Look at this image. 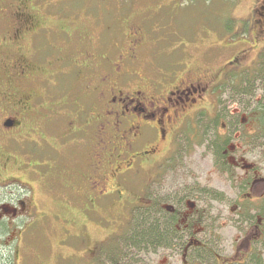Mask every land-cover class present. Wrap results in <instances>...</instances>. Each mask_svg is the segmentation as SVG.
I'll use <instances>...</instances> for the list:
<instances>
[{"label":"rangeland","instance_id":"374dc122","mask_svg":"<svg viewBox=\"0 0 264 264\" xmlns=\"http://www.w3.org/2000/svg\"><path fill=\"white\" fill-rule=\"evenodd\" d=\"M17 3L18 0H0V42L2 44L4 40L1 41V36L5 33L9 34L14 21H17L14 16ZM24 5L31 14L38 17L39 21L34 30L24 33L25 38L20 46L23 53L30 56L41 69L28 76L22 83L17 82L15 88L21 93L30 92L35 96L34 102L37 105H32L35 103H32L30 99L33 110L38 105L43 106L42 110L38 109L40 114L37 115L38 110H34L31 113L35 114L31 117L38 119L43 113L57 116L63 120V126L45 128L36 125L40 127L35 133L31 132L30 136H26L40 145H43L41 139L43 137L57 148L54 150L56 159L51 164L53 167L55 163L56 167L54 166L50 173L48 172L49 174L44 175V171L41 172L40 169L48 167L43 164L45 159L52 161L51 153L43 152L42 154L37 153L35 157L30 156L35 166L29 168L27 164L25 165L29 160L24 152L14 151L13 154L9 152L12 155H7L0 147V179L9 177L16 200H25L27 204H33L34 208L33 215L14 218V227H21L14 235H12L14 230L9 231L7 235L1 234L0 264H74V260H68L64 256L69 257V253H73V250L80 246L78 237L82 231L87 230L92 238H106L108 244L117 234L119 235L117 225L122 224L127 218L123 215L119 221L118 214L115 216V213L120 211L121 204L108 201V207L101 212L106 218L104 220L106 223L102 224L101 219L85 218L78 215L77 211L72 212L71 210L75 208L74 202H69L67 193L54 189L56 187L54 183L60 181L62 175L63 179L74 184L76 171L81 170L82 167L86 168L92 162L94 166L97 161L96 153L100 149L103 151L98 156V158L101 157L98 161L101 162L104 174L106 173L107 176L105 184L111 189L115 182L121 183L120 189L124 192L122 196L126 200L132 202L139 200L138 196L143 194L141 200L146 202V191L142 185L150 186L149 177L154 170L148 160L141 166V173L138 177L140 179L121 176L117 181L115 176H111L116 171L118 162L116 159L118 151L112 150L110 145V142L118 143L116 131L105 126L104 132L100 134L97 133L100 125L95 124L93 134L89 137V143H86V148L83 150L74 145L65 149L60 146L61 130L69 127L68 117L64 113H72V108L67 105L75 99L71 96L74 87H83L88 84V80L91 86H96L98 82L94 81L93 77L97 80L102 72L108 71L107 66L114 62L121 64L124 71L136 70L143 79V90L147 94H154L155 98L162 93L164 96L168 86H173L182 80L190 82L201 80L204 86V96L201 93V96L196 97L195 102L185 110L191 113L203 106L208 109V112H213L215 118L211 124L208 123L207 118L199 123L200 129H203L205 124L206 127L210 126L212 136L222 132L223 115L236 111L240 114L237 116V119H240L239 129L242 127L244 134L254 131L253 136L256 137V141L252 143L254 154L263 160L264 112L263 107L261 109L259 107L264 103V85L260 81H253L254 87L250 90L252 95H242L245 97L241 99V95L234 94L241 88L236 89L230 83L226 86L225 83L217 90L212 83L223 79V68L229 59L240 50H244L245 53L241 58V62L245 65L244 75L248 72L245 67L252 66L254 61H257L259 50L264 46V0H27ZM224 18L229 22V28L225 25L227 22L223 20ZM254 18L259 19L260 22L254 21ZM244 25L247 28L240 29ZM133 37L136 38V43L132 44V49H128ZM255 38L257 41L253 44L252 41ZM13 51L11 46L3 49L7 60L12 57ZM85 51L94 53L92 57L95 61L99 54H105L108 58L107 66L102 64L97 67L92 77L84 80L74 79L73 63L84 60ZM131 51L135 59L125 61L127 53ZM118 55L121 57L119 58ZM62 56L65 61L59 64L57 59ZM156 79L160 80L161 85L157 86L158 91H162L161 93L152 92L151 80ZM1 81L3 84L0 89L5 83V79L0 74ZM137 81V78L133 79V82ZM241 87H244V83ZM59 93L67 98H62ZM63 101L64 105L61 103ZM178 104V102L173 104L177 115L167 112L176 125L183 116V111L179 109ZM4 107L9 106L3 103ZM170 109L172 110L171 107ZM243 119L244 124L241 122ZM149 123L152 124L153 121ZM187 123L192 122L185 121V126ZM183 128L184 126L176 132L173 142H170V129L167 130L165 138L158 137L156 133L151 135L142 132L140 139L132 145L129 156L139 152L143 145L155 144L156 158L162 157L164 153L171 156V160L166 162L167 168L162 167L157 170V172H162L159 175V182L167 183V185L185 183L191 191L190 194H194V188L201 187L203 184L208 188L222 190L224 195L220 196L219 200L212 202L206 200V203H211L210 208H214V213L217 212L226 217L229 215L228 210L235 206L233 205L234 188L229 182L231 179H228L227 174L217 170L205 146H195L190 153L186 154L188 141L184 139L186 133L182 130ZM192 134L193 132L190 135ZM101 139L103 142L100 143ZM0 140H3L1 134ZM239 141L240 139L237 140ZM236 147L239 148L238 145ZM60 155L61 162H58ZM234 159L228 158L229 162H235ZM63 163H65V169L61 174ZM172 164L175 166L172 167ZM75 186L84 191L88 187L87 184L82 183ZM161 187L164 188L162 185ZM90 191L91 188L88 192ZM86 197H89V193ZM76 198L81 199L77 196ZM90 200H93V197ZM0 213V219H2L3 211L0 210ZM146 218L148 221L151 220L147 216ZM145 221L140 218V228L149 227L150 223ZM79 225L85 226L84 230ZM0 229L5 230V224H1ZM17 231L21 232L19 236ZM220 233L221 238L223 237V245L229 250L230 245L235 244L234 240L239 234L238 230L232 224L222 222ZM118 239L119 237L115 241L116 245L120 242ZM7 240H9L8 244L5 243ZM124 251L131 255L130 252L133 250L124 247ZM80 253H82L81 247L78 255ZM94 253V248H92L87 259L90 260ZM150 256L153 258L151 264L168 260L165 250H160L159 254Z\"/></svg>","mask_w":264,"mask_h":264},{"label":"flooded vegetation","instance_id":"af4514ba","mask_svg":"<svg viewBox=\"0 0 264 264\" xmlns=\"http://www.w3.org/2000/svg\"><path fill=\"white\" fill-rule=\"evenodd\" d=\"M25 2L27 0H18L14 12L17 21H14L9 34L5 33L1 36V41H4L3 44L0 42V74L5 79V83L0 89V134L3 137V140H0V147L7 155H12L14 151L24 152L25 157L29 160L25 165L27 164L29 168L35 166L34 162H31L30 156L35 157L37 153L42 154L43 152L51 153L52 161L45 159L43 164L48 165V167L40 169L41 172L44 171L45 175L49 174L55 166V163L53 167H51V164L56 159L54 150H57V148L49 144L43 137L41 138L43 145H40L26 136H30L31 132L35 133L36 129L40 127L36 125L45 128L60 127L63 120H60L57 116L45 115V113L38 119L34 116L31 117L35 114L31 112L38 109L42 110L43 106L38 105L33 110L30 99L33 103L35 96L30 92L21 93L15 88L17 82L22 83L28 76L41 69L30 56L23 53L20 46L21 41L25 38L24 33L34 30L39 21L36 15L31 14L25 8ZM135 43L136 38L133 37L128 49H132V44ZM7 46H11L14 50L12 57H9L8 60L3 54V49ZM93 54L85 51L84 60L74 61V79L84 80L87 77H92L97 67L102 64L107 66L108 58L105 54H99L97 61L93 59ZM244 54V50L236 53L239 61ZM118 57L120 58L121 55H118ZM134 59L133 51L127 53L125 61ZM64 61V56L57 59L59 64ZM236 62H238L237 59ZM236 62L231 60L228 63L234 64L232 66L236 71L244 69L245 65L243 63L239 62L237 64ZM107 67L108 71L102 72L97 80H95L96 77L92 78L98 82L97 87L91 86L89 80L87 81L88 84L83 86L85 89L81 86L74 87L71 96L75 99L67 105V107L72 108H70L72 113H64L68 117L69 127L61 130L60 146L65 149L70 145H74L83 150L86 148V143H89V137L93 134L95 124L100 125V129H98V132L96 131L100 134L104 132V127L107 126V128L116 131L118 134V136L116 135L118 143L110 142L111 149L118 151L116 156V159H118L117 168L111 176H115L117 181L121 176L138 178L142 164L148 160L151 163L150 166L154 169L149 177L151 187L148 184L146 186L142 185L146 191V202L141 200L143 195L141 193L138 196L139 200L133 202L126 200L122 196L124 192L120 189L121 183L115 182L113 188L110 189L105 184L107 176L106 173L104 174L101 162L98 161L101 158H98V156L103 151V149H100L96 153L97 161H95L94 166L92 162L86 168L82 167L81 170L76 171L74 184L66 181L67 179H63L64 176L62 175L60 181L54 183L56 187L53 185L56 191L67 193L66 196L70 203L74 202L75 208L71 211H77L78 215H82L81 217L101 219L103 224L106 223L104 221L106 218L103 217L101 212L108 207V201H115L122 206L120 211L115 213V216L118 214L119 221L121 216H127L122 224L117 225V233L125 230V222L129 217L142 215L143 212L149 213L154 219H160L162 222L165 220V226L170 228L167 240L152 244L150 249L149 246H142L138 250L131 251L132 256L121 253L117 255L119 257L116 264H151L153 258L150 255H157L160 250H165L168 260L163 263L157 261L154 264H264V154L262 156L263 160H260L259 156L254 154V145L252 144L254 140L256 141L253 136L254 131L244 134L242 132L244 129L242 127L239 129L240 119H237V116L240 114H237L236 111L227 112L223 115L222 132L219 135L212 136V129L209 124H207L209 127H206L205 124L203 129H200L199 123L206 120V118L208 123L213 122L214 113L208 112V109L203 106L196 108L191 113L185 109L192 105L196 97L201 96V93L204 96V86H202L203 82L201 80L194 82L182 80L177 84H173V86H168L169 88L164 96H162V93L155 98L154 94H147L143 90V79L136 70L124 71L121 64L115 62ZM229 67L230 65L225 67V70L222 71L223 75L227 73L226 69ZM134 78L138 79L136 83L133 82ZM151 81L154 82H151L152 92L161 93L162 91H158L157 86L161 85L160 80ZM220 81L221 79L212 83V86L217 90L219 89L217 84ZM2 84L1 81L0 86ZM59 94L62 98H67L62 93ZM216 101L217 97L215 98ZM177 102L179 103V109L183 111V116L176 125L173 119L167 115V112L177 115V110L173 109V104ZM3 103H7L9 107L3 108ZM61 103L64 105L65 102ZM38 112L40 110L37 111V115L40 114ZM201 117L203 118L200 119ZM149 121H153V123L150 124ZM185 121L192 123H187L185 126ZM241 122L244 124V119ZM170 126H172L171 129ZM182 126H184L182 130L186 133L184 139L186 142L188 141L186 154L190 153L195 146H205L209 152V158H211V162L217 170L227 174L228 179H231L229 182L234 188L235 199L233 205L235 206L228 210L229 215L226 217L220 213H214V208H210L211 203H206V200H210V202L219 200L220 196L224 195L222 190L208 188L203 184L201 187L194 188V194H190L191 191L185 183L167 185V183L159 182V175L162 172H157V170L162 167L167 168L166 162L171 160V156L164 153L162 157L156 158L155 144L143 145L139 152L129 156L132 145L140 139L142 132L151 135L156 133L158 137L165 138L167 130L170 129V142H173L175 141L176 132ZM192 132L193 134L190 135ZM239 139L240 141L237 142ZM212 141L215 143H211ZM101 142H103L102 139ZM98 145L100 144L98 143ZM85 151L87 152V149ZM9 152H12V154ZM109 156H112V154H109ZM229 157L235 158L236 163L229 162ZM58 162H61V155ZM122 165L125 166L120 168ZM174 166L175 164H172V167ZM64 167L65 163L61 166V174L62 170L65 169ZM10 183L9 177L0 179V210L3 211V218L0 221L5 224V230L0 229V238L2 233L7 235L9 231L14 230L12 231V235H14L16 230L21 228L14 227V218H21L20 216L24 215L30 216L34 212L33 204H27L22 199L16 200L12 183ZM78 183L87 184L86 191L75 186ZM89 188H91L90 192H88ZM88 193L89 197H86ZM76 196L81 197V199H77ZM91 197H93V200H90ZM82 198H84V201H82ZM76 218L77 216L74 222ZM222 222L232 224L239 232L234 240L235 244H231L229 250L223 245V237L221 238ZM79 226L84 230L85 226ZM20 233V231H17L18 236ZM9 237L12 238L11 235ZM12 239L14 240V238ZM78 239L80 246L73 250V253H69V257L64 256L68 260H74V264H92L93 257L90 260L87 259L92 248H94V255H96L99 253V247H107L105 244L109 245L106 238H92L87 230L82 231ZM5 243L8 244L9 240ZM124 244L132 246V243L125 242ZM80 247L82 253L78 255ZM105 256L103 254V261ZM106 259L108 262L107 256Z\"/></svg>","mask_w":264,"mask_h":264},{"label":"trees","instance_id":"16d2710c","mask_svg":"<svg viewBox=\"0 0 264 264\" xmlns=\"http://www.w3.org/2000/svg\"><path fill=\"white\" fill-rule=\"evenodd\" d=\"M223 20L226 21L227 19L224 18ZM254 21L260 22V20L259 19L257 20L256 18H254ZM226 22L227 23L225 25H227V28H229L230 24L228 21H226ZM257 22H256V25L258 24ZM246 24L248 26V21ZM245 28H247L246 25H244L240 29H245ZM226 30H228V29H226ZM240 31L241 30H239V32ZM256 41H257V39L255 38L252 41V43L254 44V43H256ZM257 57H258L257 61H254L252 66L250 65L248 67H245V69L248 72H246L247 74L244 75L243 74V73H245V72H243L244 69H242L240 71H236V69H233L234 66H232L234 64L228 63L231 60H234V62H236V59L238 61V62H236L237 64H239V62L242 63L241 60L240 61L238 60L236 54L234 56H232L229 59V61L227 62V65H230V67L228 69H226L227 73H225L222 76L223 79H221V81L217 84L218 88L220 89V86H224L225 83H226V86L229 85V83H230V84H232L231 85L232 87H235L236 89L237 88L242 89V90L239 89V90L235 91L234 94H236V96L237 95H241V96L242 95H248V96L252 95L250 93V90L254 87L253 81H260L264 85V46L262 47L261 50H259ZM225 67L223 68V70H225ZM251 68H252V70H251ZM243 83H244V87H241ZM248 96H246V97H248ZM243 97H245V96H242L240 98L243 99ZM262 107H263L262 110L264 112V103H262L259 108L261 109ZM261 118H263V117H261ZM254 138L256 139V137H254ZM213 142L214 141H212L211 143H213ZM146 216L149 217V219L151 218V220L148 221ZM139 217L146 220L147 223H150L148 228H146V229L140 228ZM128 221H130V222L127 224ZM1 224L2 223H0V225ZM165 224H166L165 220L162 222L159 219H154V217L151 216L149 213L147 214L144 212L142 213V215L138 214V216L136 215V216L129 217L127 219V221L125 222V227H126L125 230L123 232L119 233V235L117 234L116 237L109 242V245L105 244L107 247H105V246L99 247L100 248L99 253H97L96 255L93 256L92 264H107V263L116 264V260L119 257L117 255H120L121 253H123V255L130 256L129 253L124 251V247H126L127 249L133 248V251H135V250L140 249L142 246L146 247V246H150L152 244H155L157 242H160L162 240H167L169 238V233H170L169 229L170 228L168 226H165ZM118 237H119L118 240H120V242H118V244L116 245L115 241ZM125 242L126 243H132V246H130L128 244H124ZM143 249H146V248H143ZM103 254H104V256L106 255L108 257V262H107L106 256L104 259V261H106L107 263L103 261V257H102ZM114 256H116V257H114Z\"/></svg>","mask_w":264,"mask_h":264}]
</instances>
